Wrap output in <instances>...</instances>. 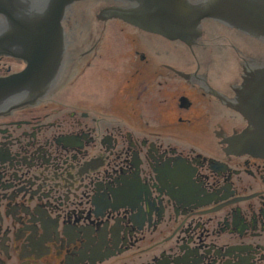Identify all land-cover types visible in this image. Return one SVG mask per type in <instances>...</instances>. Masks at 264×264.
Segmentation results:
<instances>
[{"label":"flooded vegetation","instance_id":"flooded-vegetation-1","mask_svg":"<svg viewBox=\"0 0 264 264\" xmlns=\"http://www.w3.org/2000/svg\"><path fill=\"white\" fill-rule=\"evenodd\" d=\"M83 1L0 90V264H264V148L236 140L264 40L207 19L189 45ZM17 36L0 16V80L29 66Z\"/></svg>","mask_w":264,"mask_h":264},{"label":"water","instance_id":"water-1","mask_svg":"<svg viewBox=\"0 0 264 264\" xmlns=\"http://www.w3.org/2000/svg\"><path fill=\"white\" fill-rule=\"evenodd\" d=\"M80 0H0V16L13 26L15 40L29 50L28 68L0 80V90L35 72L45 45L62 35L65 11ZM103 15L117 18L143 31L180 40L189 45L201 35L202 21L213 19L264 40V0H115ZM49 41H51L49 43ZM236 110L255 123V132L236 136L238 150L257 152L264 148V65L254 70L238 90Z\"/></svg>","mask_w":264,"mask_h":264},{"label":"rangeland","instance_id":"rangeland-1","mask_svg":"<svg viewBox=\"0 0 264 264\" xmlns=\"http://www.w3.org/2000/svg\"><path fill=\"white\" fill-rule=\"evenodd\" d=\"M101 4H103V2L101 1V0H86V1H83L82 2V5H78L77 7L78 8H80V9H83V8H89V7H96V6H101ZM118 5L119 6H124V3L122 2V1H119V3H118ZM113 21V24L115 25V27L117 28V29H119L120 27H126V28H128V29H131V30H134V29H132L131 27H129V26H127V25H124V23L122 22V21H120V20H112ZM75 23H77V27H76V29H77V31H78V33L81 31V30H83V29H85V24H87L88 23V21L86 22L85 20H82L79 16H75V21H74ZM204 25L206 24V22L205 23H203ZM204 25H203V27H204ZM206 25H208V24H206ZM137 30V29H136ZM209 31H210V33L207 35L208 36V39H209V43H213L214 45H217V41L219 42V43H221V45H223V42H221V40L219 39V38H217V35L216 34H214V30H212V29H209ZM136 33H137V35H138V39L140 40V32L139 31H136ZM148 36H151V35H148ZM153 36H155V35H153ZM150 37H146L145 35H144V38H143V40H148ZM154 39L156 38V40H155V42L157 43V44H159V45H161V44H164L165 43V41H164V39L163 38H161V37H159V36H155V37H153ZM113 40H114V38H113ZM172 45H175V44H172ZM106 62V61H105ZM228 68V66L226 67V69ZM105 80L103 79V82H104Z\"/></svg>","mask_w":264,"mask_h":264}]
</instances>
